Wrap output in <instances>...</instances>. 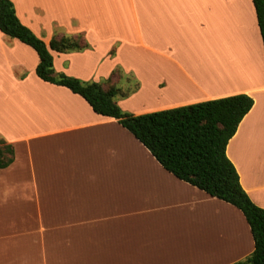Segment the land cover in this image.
Segmentation results:
<instances>
[{"label":"crops","instance_id":"0c3cea01","mask_svg":"<svg viewBox=\"0 0 264 264\" xmlns=\"http://www.w3.org/2000/svg\"><path fill=\"white\" fill-rule=\"evenodd\" d=\"M11 1L21 22L47 45L56 35L83 34L94 47L50 49L56 72L117 88L114 99L123 110L143 114L251 96L254 104L226 151L248 196L264 208V43L253 0H126L129 21L119 8L124 0ZM83 7L118 17L116 35H97L109 40L102 51L73 11ZM132 28L139 39L129 38ZM128 42L143 47L147 69L125 60ZM39 60L32 47L0 30V87L8 90L6 102L21 105L19 113L12 108L17 121L0 127L16 155L0 170V208L12 210L15 197L21 212L14 217L37 220L32 244H0V264H232L254 251L240 209L166 170L128 129L96 113L81 95L39 78ZM90 62L95 71L87 74ZM122 68L139 80L126 100L118 98L121 76L114 74ZM133 99L152 106L134 111L126 105Z\"/></svg>","mask_w":264,"mask_h":264},{"label":"trees","instance_id":"16d2710c","mask_svg":"<svg viewBox=\"0 0 264 264\" xmlns=\"http://www.w3.org/2000/svg\"><path fill=\"white\" fill-rule=\"evenodd\" d=\"M253 2L264 43V0ZM0 30L37 52L39 78L81 95L96 113L113 117L128 129L166 170L240 209L250 224L255 249L244 260L232 264H264V208L248 196L226 151L240 122L254 104L251 96L237 94L134 114L123 110L115 101L117 88L104 89L99 82L56 72L50 49L59 52L87 49L90 44L83 34L56 35L47 45L21 22L11 0H0ZM15 158L14 145L0 137V170L11 165Z\"/></svg>","mask_w":264,"mask_h":264},{"label":"rangeland","instance_id":"374dc122","mask_svg":"<svg viewBox=\"0 0 264 264\" xmlns=\"http://www.w3.org/2000/svg\"><path fill=\"white\" fill-rule=\"evenodd\" d=\"M50 1V0H47ZM111 5V4H110ZM115 5V4H114ZM109 8H116L109 7ZM120 9H123V14L127 17L128 21L131 16L130 14V6L127 4V1L124 0L123 8L119 6ZM73 11H77L80 15L81 22L84 24V26H88L91 30V38L94 42V44H100L103 41L99 40L97 35L104 36L105 39H108L111 35H116L117 30L115 26V21L118 20V17H116V14L110 15L108 17V13L106 8H100V7H83V8H76ZM113 14V13H112ZM93 29V30H92ZM95 29H98L96 31ZM107 37V38H106ZM131 40L139 39L138 37V31L136 29L132 28V31L130 32ZM109 43V40H105L104 43H102L101 51L104 50L106 47L105 45ZM120 41L115 43V47H119ZM101 45V44H100ZM91 47H94L92 43H90ZM90 48V47H89ZM143 47L136 45L132 46L131 44L126 43L125 48L123 49V56L125 55L126 61H131V64L136 62L139 66L147 69V56H142ZM136 53V57H135ZM95 59H93V62ZM93 62L88 63V70L86 71L87 74L93 73L95 70H93ZM80 71H85L84 68H82ZM1 74V73H0ZM5 71L3 72V75H5ZM114 74L116 76H121V80L118 81L117 85L118 88L123 93H119L118 98L122 100L128 99V97H131L134 93L138 91L139 88V80L136 79L134 72H126L123 68L122 69H116L114 70ZM132 75L135 78H132ZM92 79V80H91ZM105 78H102L104 80ZM91 81L95 80L94 78H90ZM8 90L5 88L0 87V127L1 125H5L8 123L15 122L17 120H12L13 115H17L12 108L16 109L19 113L21 105L20 103L16 102H6L5 98H7ZM128 107L135 109L134 111H144L150 109L152 106L148 102H145L141 99H133L130 101H127L126 104ZM126 111V110H125ZM148 113V112H146ZM19 115V114H18ZM16 198L13 197L10 199V204H12V210L4 209L2 206L0 208V244H32L31 240L36 241V227H37V220L36 217H14L18 214H20V210L16 209V204L19 203L18 201H15ZM26 229L32 230V234L29 235L27 238H24V235L21 234V236H14V233L24 231ZM12 231V233H11ZM12 235L14 237H12ZM1 260H3L4 256L3 253H1L0 256Z\"/></svg>","mask_w":264,"mask_h":264},{"label":"bare ground","instance_id":"6f19581e","mask_svg":"<svg viewBox=\"0 0 264 264\" xmlns=\"http://www.w3.org/2000/svg\"><path fill=\"white\" fill-rule=\"evenodd\" d=\"M196 64V63H195ZM199 80H203L204 82L206 81V73L204 71H201V73H197Z\"/></svg>","mask_w":264,"mask_h":264}]
</instances>
